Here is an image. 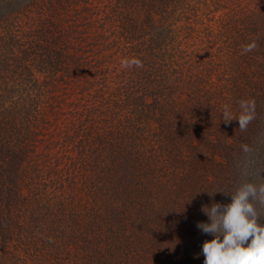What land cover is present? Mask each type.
Listing matches in <instances>:
<instances>
[{
  "label": "trees",
  "instance_id": "trees-1",
  "mask_svg": "<svg viewBox=\"0 0 264 264\" xmlns=\"http://www.w3.org/2000/svg\"><path fill=\"white\" fill-rule=\"evenodd\" d=\"M207 2L0 0V264H203L202 208L260 179L243 144L264 154V41L248 7L208 31ZM204 36L240 53L238 69L224 54L219 100L190 90ZM241 98L256 101L243 132L222 120Z\"/></svg>",
  "mask_w": 264,
  "mask_h": 264
},
{
  "label": "clouds",
  "instance_id": "clouds-1",
  "mask_svg": "<svg viewBox=\"0 0 264 264\" xmlns=\"http://www.w3.org/2000/svg\"><path fill=\"white\" fill-rule=\"evenodd\" d=\"M257 47L253 40L243 46L248 53ZM123 67H143L138 58L126 59ZM256 118L255 99L239 101V114H234L230 105L225 104L222 120L230 123L233 119L239 122L241 132L246 131ZM243 153L247 154L243 175L258 176L260 179H245L231 193V201L227 204L214 202L204 206L202 211L208 216V222H198L197 227L213 238L205 240L202 253L203 264H264V169L257 167L255 149L245 143ZM215 193V192H214Z\"/></svg>",
  "mask_w": 264,
  "mask_h": 264
},
{
  "label": "rangeland",
  "instance_id": "rangeland-1",
  "mask_svg": "<svg viewBox=\"0 0 264 264\" xmlns=\"http://www.w3.org/2000/svg\"><path fill=\"white\" fill-rule=\"evenodd\" d=\"M212 2H207L206 4L209 5H213L215 6V4L217 5L218 11L214 12V15H212L211 13L208 15H204V13L200 10L199 15L202 16V22H204V26L205 28H207L208 31L210 32H216L217 29L218 31L220 30V25L218 22H221V20H225L228 15H231L232 13H229V11H231V9H234V13L238 12L239 9L243 8V7H248L252 9V20L249 21L252 24H254V29L252 32L254 31H259L260 36H261V40L264 41V0H211ZM263 2V4H262ZM202 7H205L207 5L205 4H201ZM104 8L103 3H99L98 7L95 9L97 10V15L93 16V19L96 20V22L98 20L99 23L95 24L94 29H97L96 32H99L100 34H106V35H111L112 31L117 32L118 31V22H114L111 20H103L105 18V13L102 11ZM105 9L109 10V8H107L105 6ZM99 11V13H98ZM111 13V12H110ZM111 18H113L114 16H111ZM230 18V17H229ZM113 20H115L113 18ZM185 25L184 21L181 22H176L174 24V36H176V39L181 37V39L183 38V34H182V30H183V26ZM94 34L97 35L95 33L94 30ZM194 31L193 34L194 35ZM202 34H207L202 32ZM205 37V36H204ZM216 37L214 36H208L205 37L204 40H207L205 44L200 45L199 43L195 44L194 49H195V53L200 55L199 58L201 59L200 62H198V58L196 60V69L193 70V76L196 74V78L194 77L191 81V87L190 90L194 89L196 90H202V91H206V96L210 99L212 97H214L215 99H218L217 96V91H219L222 86L226 83V80L220 79L221 76L217 75V72L219 73V71L223 70V64L222 62H224V58L226 57L224 54H227L228 56H236L233 57L231 61V65L232 67H230V64L227 65L228 68H232V69H238L237 65L235 64V60L237 59V57H240V53L232 52L231 47H225V44L222 43V41L220 39H215ZM175 39V43L174 45L176 46V44L178 45V42H176ZM199 41V40H198ZM193 42V41H192ZM221 42V43H219ZM184 44V43H182ZM223 46V49H219L218 46ZM181 47L185 48V50H187L186 45H180ZM233 54V55H232ZM264 58L262 59H256L254 60V64H259L260 62H263ZM206 67V68H205ZM222 68V69H221ZM248 68V66H247ZM223 72V71H222ZM221 72V73H222ZM201 75L205 76V79L201 81L200 77ZM229 76L228 70L226 71L225 75L223 77H227ZM195 93V92H194ZM243 94V92H242ZM244 98H241V100ZM219 100V99H218ZM261 149V148H260ZM260 149H256L257 152V156L255 157L257 160V167L260 166V169L264 168V154H260ZM259 158V159H258ZM263 162V163H261ZM260 163V164H259ZM182 253V252H180Z\"/></svg>",
  "mask_w": 264,
  "mask_h": 264
}]
</instances>
